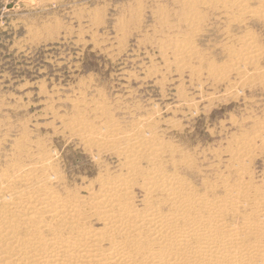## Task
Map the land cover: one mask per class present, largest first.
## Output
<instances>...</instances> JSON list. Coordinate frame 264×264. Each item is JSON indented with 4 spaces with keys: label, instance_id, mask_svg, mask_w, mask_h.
Returning <instances> with one entry per match:
<instances>
[{
    "label": "rangeland",
    "instance_id": "obj_1",
    "mask_svg": "<svg viewBox=\"0 0 264 264\" xmlns=\"http://www.w3.org/2000/svg\"><path fill=\"white\" fill-rule=\"evenodd\" d=\"M239 1L0 0V183L17 170L40 175L48 157L59 195L95 215L144 132L160 151L139 155L138 209L160 168L207 201L238 183L264 197V0ZM164 195L150 199L175 215Z\"/></svg>",
    "mask_w": 264,
    "mask_h": 264
},
{
    "label": "bare ground",
    "instance_id": "obj_2",
    "mask_svg": "<svg viewBox=\"0 0 264 264\" xmlns=\"http://www.w3.org/2000/svg\"><path fill=\"white\" fill-rule=\"evenodd\" d=\"M143 134L132 139L134 150L124 149L123 153L129 154L125 164L128 177L111 179L114 186L101 190L102 195L95 198L99 212L89 217L83 216L86 205L59 195L55 184L64 179L48 157L40 158L45 161L38 176L29 172L35 169H28L6 177L7 181L0 184L5 185L4 195L10 201H5L4 207L0 204V264H264V197L252 185L238 183L235 195L207 201L193 190L192 194L189 184L175 176H163L158 168L145 183V210L137 208L131 187L138 176V159L141 154L160 151L155 139L146 142ZM104 140L100 134L92 139L95 143ZM18 179L23 182L22 188L13 186ZM159 191L165 192L164 202L171 200L177 209L175 215L169 213L172 208L169 214L162 213V203L155 205V199H150ZM66 192L69 194V190ZM247 202L255 208L241 215ZM198 206L202 212H195ZM239 215L243 218L241 226L227 219ZM94 221L102 228H94Z\"/></svg>",
    "mask_w": 264,
    "mask_h": 264
}]
</instances>
